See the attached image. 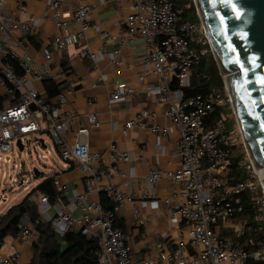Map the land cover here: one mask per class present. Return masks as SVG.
Masks as SVG:
<instances>
[{
    "label": "built area",
    "instance_id": "2783aa9c",
    "mask_svg": "<svg viewBox=\"0 0 264 264\" xmlns=\"http://www.w3.org/2000/svg\"><path fill=\"white\" fill-rule=\"evenodd\" d=\"M9 1L0 0V163L12 164L4 155L22 152L29 143L24 142L25 138L47 136L64 168L75 163L84 179V192L72 196L68 210L61 203L63 187L54 180L59 195L55 215L49 219L53 232L62 238L74 230L94 241L97 264H137L127 245V236L116 224L115 214L129 205L132 219L138 223L142 210H157L162 201L169 223L177 226L178 238L173 250L161 252L149 264H264V168H256L249 156L227 88L224 84L222 90L213 88L205 95L183 96L182 89L189 86L193 68L212 53L203 23L184 21L174 0H131L132 12L125 19L128 35L119 42L122 45L134 37L145 41L148 53L144 63L152 65L151 74L160 80L157 86L150 88V93L155 103L162 106L165 125L155 123V114L142 112L125 123L122 133L134 127L148 130L155 135L157 145L169 134L177 133L175 154L179 159L176 170H150L139 186L141 198L137 200L121 187L100 184L105 175L99 166L101 154L92 152L88 143L90 131L99 126L97 116L60 115L41 98L35 84L40 86L55 78L51 74L54 54L47 49L33 50L29 38L36 34L43 19L29 16L24 21L16 20L7 10ZM71 2L75 3L73 12L69 9ZM89 2L47 0L46 14L58 31L51 44L55 51L76 45L91 29L87 20ZM15 3L24 11L22 2ZM70 22L75 25L72 31ZM100 35L103 39L110 38L107 32ZM80 56L94 65L108 56L118 69L115 55H107L104 44L96 53L85 46ZM144 80L145 76L139 78L140 82ZM174 81L176 88H173ZM136 93L135 88L118 84L108 94V103L130 101ZM57 98L60 105L66 101L64 93H59ZM226 107L235 117L236 127L231 131L225 127L222 110ZM217 111H220L218 119L208 125L207 118ZM149 115L152 120L146 124L143 119ZM78 118H83L84 125L75 130L72 143H68L67 131ZM18 142L23 146L22 151ZM38 146L42 149L39 142ZM239 147L244 151V156L238 160L240 177L231 178L230 157ZM43 150L48 154L46 146ZM108 158L113 163L131 159L114 145L109 148ZM19 168L21 165L12 164V170ZM114 170L115 167L110 168V172ZM2 177L4 174L0 175ZM163 179L174 183L177 191L170 198L160 200L155 189ZM30 182V179L10 177L11 184L29 192L31 201L48 206L46 195L29 190ZM123 187L131 188L133 184L129 182ZM5 191V188L0 190L3 204L9 201ZM100 194L113 202L112 211L102 208ZM77 208L81 211L79 218L72 214ZM39 224V219L31 221L22 217L16 241L27 244L36 240ZM184 230L187 241H184ZM19 256V250L8 255L0 253V264H17Z\"/></svg>",
    "mask_w": 264,
    "mask_h": 264
},
{
    "label": "crops",
    "instance_id": "0c3cea01",
    "mask_svg": "<svg viewBox=\"0 0 264 264\" xmlns=\"http://www.w3.org/2000/svg\"><path fill=\"white\" fill-rule=\"evenodd\" d=\"M16 1L22 2L24 11H20L16 7ZM46 4L47 0H10L7 4V10L16 20L24 21L29 16L43 19L36 34L29 38L30 43L33 50L47 49L54 54L51 74L55 78L48 81L57 86L59 93L65 94L66 101L60 105L58 94L47 98L44 83L39 86L41 98L55 107L60 115L74 113L97 116L99 126L90 131L88 143L92 152L101 154L99 166L105 175L101 178L100 184L121 187L139 200L141 198L139 186L149 171L156 168L176 170L179 159L175 154L178 141L177 133L166 136L160 141V145L156 144L155 135L148 130L134 127L126 134L122 133L125 123L137 118L142 112L155 114V123L161 127L165 125L162 106L155 103V99L150 93V88L157 86L160 80L151 74L152 65L144 63L148 53L145 41L142 38L134 37L122 45L119 42L121 38H126L128 35L125 19L132 12V2L131 0H90V12L87 20L91 29L76 45L69 46L59 52L55 51L51 45L58 31L50 21L49 14H46ZM74 7L75 3L71 2L69 4L71 12ZM74 29L75 25L70 22L69 30ZM102 32H107L110 38H101ZM103 44L106 47L107 55H115L118 69L110 62L108 56L96 65L91 60L80 56L81 48L87 46L96 53ZM141 76H145V80L142 82L139 81ZM118 84L131 86L137 93L130 101L110 105L108 94ZM151 120L149 115L143 119V122L150 124ZM82 125H84L83 118L73 121L72 127L66 134L68 143H72L75 130ZM113 145L118 150L128 153L131 159L128 162H111L108 158L109 148ZM43 156L50 157L51 151L48 150V154L45 152ZM61 163V168H57L54 174L45 177L53 176L54 180H57L63 187L60 192L61 203L68 210L67 206H69L72 196L84 192V179L76 169L75 163H69L66 168L62 161ZM114 167L115 170L110 172V168ZM118 173L125 176L121 177ZM43 179L42 175L38 185ZM129 182H132L133 187H123ZM176 191L177 186L174 183L163 179L159 181L155 194L162 200L170 198ZM96 197L95 195L94 198ZM34 203L38 209L40 223L50 226L49 219L55 215L56 202L49 203L48 206H41L38 202ZM172 205L173 202L170 206ZM72 214L79 218L81 211L77 208ZM115 220L117 226L127 236V245L137 264H149V262L155 261L161 252L175 248L178 238L177 226L169 223L162 201L159 202L157 210H142L140 213L141 222L136 223L132 219V210L129 205L116 212ZM38 238L27 244H20L15 238L7 237L0 253L8 255L14 250H19L20 256L17 264H30L33 259L32 246L38 241Z\"/></svg>",
    "mask_w": 264,
    "mask_h": 264
},
{
    "label": "water",
    "instance_id": "95a60500",
    "mask_svg": "<svg viewBox=\"0 0 264 264\" xmlns=\"http://www.w3.org/2000/svg\"><path fill=\"white\" fill-rule=\"evenodd\" d=\"M249 156L264 168V0H195ZM45 148L43 140L38 141ZM18 148L23 146L18 142ZM35 177L43 173L33 169Z\"/></svg>",
    "mask_w": 264,
    "mask_h": 264
},
{
    "label": "trees",
    "instance_id": "16d2710c",
    "mask_svg": "<svg viewBox=\"0 0 264 264\" xmlns=\"http://www.w3.org/2000/svg\"><path fill=\"white\" fill-rule=\"evenodd\" d=\"M176 7L182 11V19L199 22L194 12L191 0H174ZM189 8H186V6ZM192 12V17H189ZM207 58L209 60L207 61ZM44 87L47 98H52L59 94L56 85L51 81H44ZM177 87V82H173V88ZM223 89L222 78L210 54L202 58L199 65L193 68L189 86L183 88L184 98L205 95L211 89ZM220 111L215 112L207 118V124L211 125L219 117ZM238 160L231 162V178L240 177L238 169ZM43 181L34 189L33 192H39L46 195L49 203L56 202L59 191L54 187V177L43 176ZM30 196L25 197L20 203L12 206L0 217V249L7 237L16 238L19 233L21 218L26 216L31 221L39 218L36 204L30 200ZM100 203L106 211H112L113 202L105 194H100ZM39 235L38 241L32 246L33 259L30 264H97L96 251L97 245L94 241L82 236L80 233L70 230L64 237L57 236L49 225L41 223L36 227ZM63 245V247H62Z\"/></svg>",
    "mask_w": 264,
    "mask_h": 264
},
{
    "label": "rangeland",
    "instance_id": "374dc122",
    "mask_svg": "<svg viewBox=\"0 0 264 264\" xmlns=\"http://www.w3.org/2000/svg\"><path fill=\"white\" fill-rule=\"evenodd\" d=\"M180 1V0H177ZM182 1V0H181ZM192 1V6L194 7V12L199 19V13L197 11L195 0ZM8 8V6H7ZM189 8L187 5L185 7ZM189 17H192V12H189ZM184 21H187L184 19ZM200 21V19H199ZM210 57L213 59V62L216 65L215 58L212 53H210ZM209 58H207V61ZM217 66V65H216ZM218 68V67H217ZM219 71V70H218ZM219 75L221 76L220 72ZM224 88V77L221 76ZM35 86L39 89V85L36 83ZM232 100V99H231ZM233 102V100H232ZM224 116L226 117L225 127L228 131L234 130L236 127V123L234 120V116L229 108H224L222 110ZM43 139L46 145L47 150L51 151V156L47 159H44L42 156L45 154V151L38 146V140ZM28 145H25V148L22 152L14 151L11 154H5V159L12 160V164L21 165V168L17 170H12V164L0 163V175L4 174V177L0 178V190L5 188V196L9 199L7 204H3L0 201V217L6 213L8 208L17 205L21 202L25 197L28 196L29 192H23L22 188H17L16 185L10 183V177L12 178H24L25 180L30 179L31 182L28 185L29 190H34L41 177L36 178L32 174L33 169H37V171L43 173V176H47L49 174H54V171L57 168H61V160L54 150L52 141L47 136H37L35 138H25L24 142H28ZM244 156V151L241 147L235 149L230 157V161L233 162L236 159L242 158ZM205 167V164H204ZM10 185V186H9ZM189 229V228H187ZM184 241L188 240L186 230H184Z\"/></svg>",
    "mask_w": 264,
    "mask_h": 264
},
{
    "label": "bare ground",
    "instance_id": "6f19581e",
    "mask_svg": "<svg viewBox=\"0 0 264 264\" xmlns=\"http://www.w3.org/2000/svg\"><path fill=\"white\" fill-rule=\"evenodd\" d=\"M223 77H224V79H225V80H224V84H225V86H226V88H227L228 95L231 97V99H233L232 96H231V93H230L229 87H228V85H227V84H228V78H229V77H228V76H225V75H224ZM233 102H234V101H233ZM233 107H234V106H233ZM262 173L264 174V169H263Z\"/></svg>",
    "mask_w": 264,
    "mask_h": 264
}]
</instances>
